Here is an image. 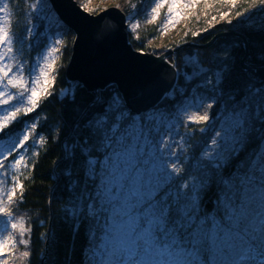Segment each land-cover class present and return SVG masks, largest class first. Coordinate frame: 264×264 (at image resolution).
<instances>
[{
  "label": "snow or ice",
  "instance_id": "snow-or-ice-1",
  "mask_svg": "<svg viewBox=\"0 0 264 264\" xmlns=\"http://www.w3.org/2000/svg\"><path fill=\"white\" fill-rule=\"evenodd\" d=\"M198 2L140 0L139 8L130 3L125 21L139 39L140 18L151 23L166 8L159 29L163 34L184 9ZM237 2L222 0L229 9ZM12 3L0 0V257L23 246L19 257L30 264L33 220L18 208L24 200L23 180L35 167L30 161L39 155L46 137L37 131L39 114L30 120L20 117L36 112L42 99L53 94L57 46L66 26L50 0H32L23 11L17 9L26 0H16V8ZM258 5L264 0H251L248 8L237 11L235 26L264 32V21L257 24L249 14ZM81 8L93 11L84 4ZM25 14L22 30H14L13 17ZM230 14L222 12L220 19ZM227 22L232 24L231 19ZM15 27H21L19 20ZM26 44L38 49L36 59L23 58ZM189 63L191 72L169 65L173 72L162 103L143 113L134 114L118 92L110 95V103L95 97L90 106L103 104V111L87 119L83 133L65 144L68 166L62 175L67 187L78 193L66 211L70 229L78 234L81 218L91 225L82 264H264V81L257 84L245 65L242 71L248 78L242 88L226 94L223 85L233 67L227 58L215 71L195 60ZM63 95L74 99L75 89L66 88ZM221 104L210 145L206 143L194 165L185 167L182 156L193 131L188 125H208L211 110ZM181 126L187 129L185 135L178 132ZM207 130L199 128L201 133ZM253 138L256 150L238 159ZM78 157L79 173L74 172ZM233 160L236 167L225 175ZM81 173L91 182L92 192L87 183L81 189ZM212 188L216 197L209 209L203 197ZM74 251L73 242L67 264ZM0 264H8V259H0Z\"/></svg>",
  "mask_w": 264,
  "mask_h": 264
},
{
  "label": "trees",
  "instance_id": "trees-1",
  "mask_svg": "<svg viewBox=\"0 0 264 264\" xmlns=\"http://www.w3.org/2000/svg\"><path fill=\"white\" fill-rule=\"evenodd\" d=\"M10 6L16 8V0H13ZM24 9H26V3H20L17 10L23 11ZM122 10L126 12V9ZM14 19L15 21L19 20L21 26L20 28H16L14 21V29L21 31V24L24 18L15 16ZM262 21H264V18ZM236 24L237 21H232V24L228 22L219 23L208 28L207 31H202L199 35L185 37L178 42L179 44L177 43V45L169 46L165 50L156 52H153V49L147 44L148 39L152 38V34L150 33L140 35L139 39H133L129 36L128 41L135 51L140 48L142 52H152L160 55L168 50L178 49V47L187 43L198 46L205 45L213 37L221 33H238L243 35L246 41L247 55L242 39L232 36L219 37L213 45L205 49L184 47L168 58L169 63L175 66L176 71L181 72H183L184 68L182 58L185 55L189 57V55L197 54L201 65L212 71H215L217 67L221 66L227 58L233 65L232 72L223 85L225 93L227 94L232 89L242 88L248 78L242 71L241 61L243 59L244 65L248 67L264 68V32L245 30L236 27ZM63 31L66 33L65 45L60 60L61 66L57 72L54 86L51 89L53 94L46 99H42L41 106L35 113V116L39 114L40 118V127L37 131L45 135L46 143L38 150L39 155L30 161L35 163L30 178L23 180V177H21L24 183V200L19 205L18 211L25 216L30 214L33 220L30 264H67L66 257L70 253V246L73 242L75 244V251L71 253V264H82V252L88 245L87 231L91 226L87 219L81 218L78 234L73 235L70 229L68 221L71 217L66 216V211L71 207V201L78 193L72 192L67 187V179L62 175V170L68 166L65 159L64 146L83 133L84 122L94 113L102 112L104 105L99 104L91 107L90 103L97 97L96 93L88 92L80 84H74L66 79L65 69L71 57L74 35L66 28ZM237 44L239 45L238 47H236ZM255 82L259 84L261 81L255 78ZM180 83L182 84L183 81L181 80ZM69 87L75 89L74 99L71 96L63 95L64 89ZM112 93H117L116 87L114 86H110L104 91H101L98 96H103L104 100L110 103L109 97ZM30 118L32 117H25L21 120H30ZM15 127H19V125L17 124ZM205 141L207 139L202 137L194 145V153L196 156L200 154L199 152L205 146ZM252 144L255 145L252 150L254 151L257 148L258 141L253 138L250 144L247 145V148ZM244 154L242 152L238 159H244ZM236 165L237 160H233L224 169L225 175L230 174ZM74 172H80L79 157L77 158ZM25 175H27L26 171ZM78 178L81 189H84L87 183V191H93L91 182H86L82 173ZM215 197L216 189L212 188L203 197L204 205L212 209L215 204ZM45 233H47V236L43 235ZM20 249L22 251L24 250L23 247H19V251ZM13 254L15 255L13 257V264H26L22 260L18 263L19 260L16 258V250Z\"/></svg>",
  "mask_w": 264,
  "mask_h": 264
},
{
  "label": "water",
  "instance_id": "water-1",
  "mask_svg": "<svg viewBox=\"0 0 264 264\" xmlns=\"http://www.w3.org/2000/svg\"><path fill=\"white\" fill-rule=\"evenodd\" d=\"M50 4L65 28L74 35L71 57L65 69L66 79L97 96L110 86L116 87L134 114L161 103V96L169 88L173 72L168 58L175 52L184 47L209 48L219 37H238L246 45L243 35L221 33L205 45L187 43L160 55L138 52L128 41L126 15L121 9L111 7L91 15L75 0H50ZM245 51L247 55V46ZM241 66H245L244 59ZM248 69L255 78L263 81L264 68Z\"/></svg>",
  "mask_w": 264,
  "mask_h": 264
},
{
  "label": "rangeland",
  "instance_id": "rangeland-1",
  "mask_svg": "<svg viewBox=\"0 0 264 264\" xmlns=\"http://www.w3.org/2000/svg\"><path fill=\"white\" fill-rule=\"evenodd\" d=\"M75 1L80 8H81V5L84 4V5H87V9H92L93 11L91 12V15H97L100 12H102V10L104 11V10H107L111 7H117L121 10L126 9V12H124L126 16L130 10V3H136L138 5V8H139V2H140V0H75ZM31 2H32V0L29 2L27 0L26 1V7H27V4H29ZM250 2H251V0H238L237 7L235 9H229L228 6H226L222 3V0H199L197 6L195 8L184 9L182 17L179 18L178 21L174 22V26L168 25L167 28L164 30L163 34H161V31L159 29H160V25L162 24V22L164 20V13L167 11V9L165 8V9L161 10V16L156 21L149 23L148 20L140 18V27L138 29L137 35L140 36L144 33L152 34V38L148 39V41H147L148 46L153 49V52H156L159 50L160 51L165 50L169 46L177 45V43L179 41H181L182 39H184L185 37L194 36L193 33H195V32L201 33L202 31H205V29L213 27L214 25H217V24L223 23V22H227L228 19H231L232 21H237L236 12L242 11L245 8H248ZM82 10L89 13V11H87L85 9H82ZM229 11L231 13L230 16L224 20H221L220 14L222 12H229ZM263 11H264V5H258L255 8H250L249 14L252 16V19L255 22H257V24H259L264 18V13H262ZM213 16H216V18H217L216 21H211V18ZM26 19H27V14H25L24 20L22 21L23 22L21 24L22 27L25 24ZM149 19H150V17H149ZM14 21H15V19L13 17V22ZM210 21H211L212 26H210V23H209ZM126 24H127V22H126ZM13 27H14V25H13ZM147 31H149V32H147ZM128 34L133 39H136L134 37V35L129 32V29H128ZM62 40H63L62 44L57 46L60 49V52L57 54L58 58H57L55 65H54L55 75H57V72L59 71L60 66H61L60 60H61V56L63 53V47L65 45L64 44L65 43V35H63ZM37 51H38V49L29 48L26 44L23 58L28 59V60H34L37 58ZM191 60H195V62H197L198 64L201 65V63L199 62V57L197 56V54L189 55V57L185 55L184 58H182V63L184 65L183 71L191 72L192 65L189 63ZM181 80L183 81V79H181ZM263 81H264V79H263ZM53 86L50 87V91H51ZM221 112H222V104L217 105L216 107H214L211 110V114L213 116V119L210 121V123L208 125H203V124L188 125V127L191 128L193 131H192L190 139H188L186 142V150L184 151L183 156H182V159H185V167H188L189 163L194 165L196 163V160L198 158H200L203 155V153L206 151V144H205V146L202 148L201 152H199L200 154L198 156H196L194 153V145H196V143L199 142L200 138H202V137L206 138L207 141H205V142L210 145L211 137L214 134L213 133V126H215L216 128L219 127V124L216 121H217V118L219 117V115L221 114ZM35 113L36 112H33L29 116H26V117H34ZM22 118L24 119L25 116L20 117V119H22ZM201 127H207L208 130L204 133H201L199 131V128H201ZM186 131H187V129L183 126H181L178 129V132L181 135H185ZM177 139H179V137H177ZM254 146L255 145L252 144L249 148H247V147L245 148V150H244L245 156L244 157H246V155L254 149ZM234 163H235V161H234ZM9 231H11L10 228H9ZM5 235H7V233H5ZM19 247H23V246H18L17 248L12 249L10 252H6L5 256L0 257V259L7 258L8 264H13L14 263L13 257L15 256L13 253L16 250L17 251L16 258H17V260H19L18 261V263H19L21 261V258L19 257V253L22 251L21 249L19 251Z\"/></svg>",
  "mask_w": 264,
  "mask_h": 264
}]
</instances>
